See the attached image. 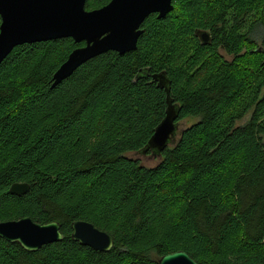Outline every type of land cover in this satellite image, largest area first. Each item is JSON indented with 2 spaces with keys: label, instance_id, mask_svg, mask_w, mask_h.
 <instances>
[{
  "label": "trees",
  "instance_id": "16d2710c",
  "mask_svg": "<svg viewBox=\"0 0 264 264\" xmlns=\"http://www.w3.org/2000/svg\"><path fill=\"white\" fill-rule=\"evenodd\" d=\"M141 28L135 50L95 56L55 86L83 43L22 44L1 63L0 210L19 213L0 221H57L63 239L28 252L0 238V264H158L179 250L197 264H264V0H173ZM163 71L175 123L196 120L147 166L133 155L164 117L151 79ZM16 182L29 191L11 194ZM76 220L109 234L111 249L73 241Z\"/></svg>",
  "mask_w": 264,
  "mask_h": 264
},
{
  "label": "water",
  "instance_id": "95a60500",
  "mask_svg": "<svg viewBox=\"0 0 264 264\" xmlns=\"http://www.w3.org/2000/svg\"><path fill=\"white\" fill-rule=\"evenodd\" d=\"M86 0H0V65L22 44L59 38H71L75 43H83L74 48L52 76L55 86L65 80L87 60L108 51L120 54L136 49L137 40L143 33L144 20L151 14L158 19L173 10V0H152L148 7L139 0H110L93 10L85 9ZM202 44H208L210 34L205 30H195ZM156 87L165 93L164 117L155 126L141 154L150 151L159 157L161 152L175 140L178 107L170 97V79L166 73L151 75ZM181 132V131H180ZM29 191L25 182L13 183L9 192L22 196ZM71 239L82 246L106 252L113 246L109 234L93 224L76 220L71 223ZM0 238L17 243L22 249L34 252L45 245L63 239L60 224L52 221L45 224L34 222L29 217L0 221ZM158 264H197L183 250L162 255Z\"/></svg>",
  "mask_w": 264,
  "mask_h": 264
},
{
  "label": "rangeland",
  "instance_id": "374dc122",
  "mask_svg": "<svg viewBox=\"0 0 264 264\" xmlns=\"http://www.w3.org/2000/svg\"><path fill=\"white\" fill-rule=\"evenodd\" d=\"M251 22L252 21L248 22L247 27H248L249 24H251ZM261 34H262V30H261L260 27L255 26V27L252 28L251 35L254 36V38H255V40H256V42L258 44L260 43ZM249 116H250V113H248L240 121H237V124L246 123L247 120L249 119ZM195 120H196L195 118H190L187 121L179 122L178 125H177V131H176V136H175L174 140H176L178 138L179 133H180V131H181V129L183 127H185L186 125L191 124ZM263 141H264V137H263ZM133 157L136 158L137 160H139L143 165H147V166L154 165L156 163V161H157L156 158H158L157 156H151V155L145 156V154H141V153L135 154V155H133ZM18 213H19L18 207H15V205H13V204H9V205L5 206L3 209L0 210V219H4V218L15 219V217H17Z\"/></svg>",
  "mask_w": 264,
  "mask_h": 264
},
{
  "label": "snow or ice",
  "instance_id": "6c2138e0",
  "mask_svg": "<svg viewBox=\"0 0 264 264\" xmlns=\"http://www.w3.org/2000/svg\"><path fill=\"white\" fill-rule=\"evenodd\" d=\"M139 2L142 6L148 7L152 3V0H139Z\"/></svg>",
  "mask_w": 264,
  "mask_h": 264
},
{
  "label": "bare ground",
  "instance_id": "6f19581e",
  "mask_svg": "<svg viewBox=\"0 0 264 264\" xmlns=\"http://www.w3.org/2000/svg\"><path fill=\"white\" fill-rule=\"evenodd\" d=\"M205 45V44H204ZM171 92V91H170ZM173 145V144H172ZM138 156V155H137Z\"/></svg>",
  "mask_w": 264,
  "mask_h": 264
}]
</instances>
